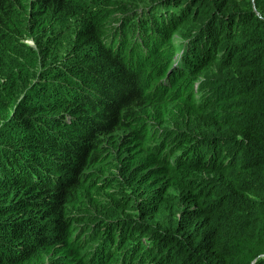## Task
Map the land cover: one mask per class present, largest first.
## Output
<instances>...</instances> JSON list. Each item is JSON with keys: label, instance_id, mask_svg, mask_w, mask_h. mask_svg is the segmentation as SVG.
Listing matches in <instances>:
<instances>
[{"label": "trees", "instance_id": "16d2710c", "mask_svg": "<svg viewBox=\"0 0 264 264\" xmlns=\"http://www.w3.org/2000/svg\"><path fill=\"white\" fill-rule=\"evenodd\" d=\"M0 264H264V0H0Z\"/></svg>", "mask_w": 264, "mask_h": 264}, {"label": "rangeland", "instance_id": "374dc122", "mask_svg": "<svg viewBox=\"0 0 264 264\" xmlns=\"http://www.w3.org/2000/svg\"><path fill=\"white\" fill-rule=\"evenodd\" d=\"M186 26H182L180 27L172 36V43L176 49V58H175V62L178 61V57L180 54V50L182 48V44L184 43V40L182 39L181 36H183L184 34H186L185 30L186 28H184ZM26 44L28 45V47H33L32 43L30 41H27ZM30 65V63H29ZM175 68V67H174ZM8 79V78H7ZM196 85V83L194 84V86ZM112 171V170H111ZM105 176H108V173L104 175L103 178H105ZM107 185L105 184L103 187H106ZM101 187V186H100ZM112 186H108L106 188V190H104L102 193H106L107 191H113ZM94 198L98 199L96 196H94ZM103 202H104V198H103ZM133 204L129 203L127 206H123V207H115V206H111L110 208H107L104 206V208H94L92 206L88 207V213L87 216H90V223L93 222L94 220L96 221H108V220H117V219H121V218H127V217H133ZM87 224L88 221L86 218L84 219H76L72 222L71 225V230H72V236H79L82 234V232L80 231V228H83L85 231L86 235L88 233V229L87 228ZM93 228H91L90 234L92 232Z\"/></svg>", "mask_w": 264, "mask_h": 264}]
</instances>
